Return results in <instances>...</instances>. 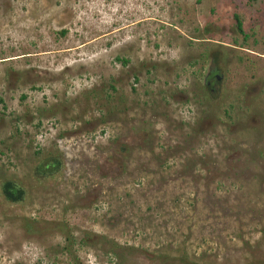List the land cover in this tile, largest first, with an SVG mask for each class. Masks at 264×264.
I'll return each instance as SVG.
<instances>
[{
  "label": "rangeland",
  "instance_id": "374dc122",
  "mask_svg": "<svg viewBox=\"0 0 264 264\" xmlns=\"http://www.w3.org/2000/svg\"><path fill=\"white\" fill-rule=\"evenodd\" d=\"M4 181L0 264H264V0H0Z\"/></svg>",
  "mask_w": 264,
  "mask_h": 264
},
{
  "label": "trees",
  "instance_id": "16d2710c",
  "mask_svg": "<svg viewBox=\"0 0 264 264\" xmlns=\"http://www.w3.org/2000/svg\"><path fill=\"white\" fill-rule=\"evenodd\" d=\"M233 20L235 23V29L237 33L242 34V26L239 18L236 15H233ZM244 39H246V36L243 35ZM212 81V82H211ZM211 81H209V85L207 87L208 91H211L213 88V82L215 83V79L212 78ZM46 163L40 162L36 169L35 172L36 174L39 175H47L55 170L59 169L60 163L57 158H48L45 160ZM0 193L3 199L6 202H9L11 204H16L22 201L23 196H24V191L22 188L18 187L11 181H4L0 185ZM70 248V240L66 238V244L64 246V250L68 253Z\"/></svg>",
  "mask_w": 264,
  "mask_h": 264
},
{
  "label": "flooded vegetation",
  "instance_id": "af4514ba",
  "mask_svg": "<svg viewBox=\"0 0 264 264\" xmlns=\"http://www.w3.org/2000/svg\"><path fill=\"white\" fill-rule=\"evenodd\" d=\"M209 78L211 79V77H208V78H207L208 80H207V81H205V85H206V87H208V85H209V83H210V82H209V80H210ZM212 78H214V79H215V81H217V76L213 75V77H212ZM212 90H213V88L211 89V91H212ZM211 91H210V92H211Z\"/></svg>",
  "mask_w": 264,
  "mask_h": 264
}]
</instances>
